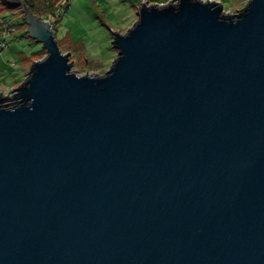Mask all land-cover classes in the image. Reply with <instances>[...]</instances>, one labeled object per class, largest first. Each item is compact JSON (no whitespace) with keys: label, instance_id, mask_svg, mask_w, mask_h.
I'll return each mask as SVG.
<instances>
[{"label":"water","instance_id":"1","mask_svg":"<svg viewBox=\"0 0 264 264\" xmlns=\"http://www.w3.org/2000/svg\"><path fill=\"white\" fill-rule=\"evenodd\" d=\"M46 54L0 93V264H264V0H146L104 73Z\"/></svg>","mask_w":264,"mask_h":264},{"label":"rangeland","instance_id":"2","mask_svg":"<svg viewBox=\"0 0 264 264\" xmlns=\"http://www.w3.org/2000/svg\"><path fill=\"white\" fill-rule=\"evenodd\" d=\"M223 4V10L235 14L241 10L248 0H216ZM64 13V12H63ZM22 12L18 7L3 4L0 1V93L8 94L18 86L30 69L33 61L43 57L46 52L41 51L42 44L24 34L25 25L18 24L22 19ZM20 18V19H19ZM57 19V18H56ZM55 19V21H56ZM98 22L88 21L90 30L73 32L76 40L85 42L83 53L73 52L72 69L78 73H104L111 65L116 50L112 48L107 29L99 27ZM25 26V27H24ZM60 31L67 30L64 25ZM108 34V35H107ZM108 39V43L106 42ZM60 46V45H59ZM62 52H66L61 48Z\"/></svg>","mask_w":264,"mask_h":264},{"label":"crops","instance_id":"3","mask_svg":"<svg viewBox=\"0 0 264 264\" xmlns=\"http://www.w3.org/2000/svg\"><path fill=\"white\" fill-rule=\"evenodd\" d=\"M65 1L68 2V6L65 9L64 13H62L57 19L55 18V22H52L53 31L60 45V48H63L66 52H70L71 56H73V52H79L81 54L86 49L84 41L75 39L73 33L74 31L81 32V30H90L88 28L89 25L87 26L88 21L94 20L95 22H98L99 27L107 29V33H109L108 38L111 40L112 30H119L120 32H124L128 27L132 25V23L137 18V6L144 0ZM146 1L150 3L164 4L169 0ZM63 25L67 29L66 31L59 30V27ZM92 25L93 29L98 30L99 27L94 24ZM106 42H109L108 39ZM112 48L115 49L113 46ZM42 50L44 49H41V51Z\"/></svg>","mask_w":264,"mask_h":264},{"label":"trees","instance_id":"4","mask_svg":"<svg viewBox=\"0 0 264 264\" xmlns=\"http://www.w3.org/2000/svg\"><path fill=\"white\" fill-rule=\"evenodd\" d=\"M0 1H2L3 4L7 5L8 7L14 6L20 9V7L15 4H11L5 0H0ZM24 1L30 7V9L34 14L38 15L40 18H44V19L49 18L50 20L52 19L53 20V21L51 20L52 22H55V18H58L68 6V2L65 0L64 1L63 0H24ZM21 16L22 19L19 18L20 22L18 24H22V25L24 24L26 26V23L23 19V13ZM24 34L27 35L25 29H24Z\"/></svg>","mask_w":264,"mask_h":264},{"label":"built area","instance_id":"5","mask_svg":"<svg viewBox=\"0 0 264 264\" xmlns=\"http://www.w3.org/2000/svg\"><path fill=\"white\" fill-rule=\"evenodd\" d=\"M57 14H58V12H57ZM46 19H48V20L51 22V27L53 28V23H52V21H51L49 18H46Z\"/></svg>","mask_w":264,"mask_h":264},{"label":"flooded vegetation","instance_id":"6","mask_svg":"<svg viewBox=\"0 0 264 264\" xmlns=\"http://www.w3.org/2000/svg\"><path fill=\"white\" fill-rule=\"evenodd\" d=\"M70 59H71V57H70Z\"/></svg>","mask_w":264,"mask_h":264}]
</instances>
